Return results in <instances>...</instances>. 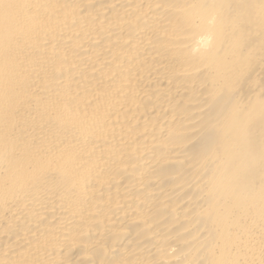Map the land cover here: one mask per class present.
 I'll list each match as a JSON object with an SVG mask.
<instances>
[{
    "label": "bare ground",
    "instance_id": "6f19581e",
    "mask_svg": "<svg viewBox=\"0 0 264 264\" xmlns=\"http://www.w3.org/2000/svg\"><path fill=\"white\" fill-rule=\"evenodd\" d=\"M0 264H264V0H0Z\"/></svg>",
    "mask_w": 264,
    "mask_h": 264
}]
</instances>
